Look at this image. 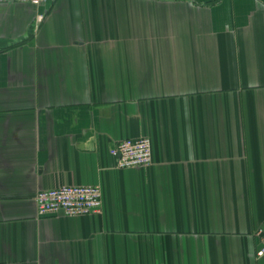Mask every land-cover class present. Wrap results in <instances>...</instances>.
<instances>
[{"label":"crops","instance_id":"crops-1","mask_svg":"<svg viewBox=\"0 0 264 264\" xmlns=\"http://www.w3.org/2000/svg\"><path fill=\"white\" fill-rule=\"evenodd\" d=\"M63 186L100 212L38 216ZM263 231L264 0L0 3V264H264Z\"/></svg>","mask_w":264,"mask_h":264},{"label":"built area","instance_id":"built-area-1","mask_svg":"<svg viewBox=\"0 0 264 264\" xmlns=\"http://www.w3.org/2000/svg\"><path fill=\"white\" fill-rule=\"evenodd\" d=\"M49 0H0L1 4L20 3L39 7ZM43 20V15H38ZM118 169L142 168L152 164V144L147 137L127 139L118 142L112 148ZM40 217H80L97 214L102 208V190L100 186H63L43 190L35 197ZM260 248L258 255H264V231L259 233Z\"/></svg>","mask_w":264,"mask_h":264}]
</instances>
